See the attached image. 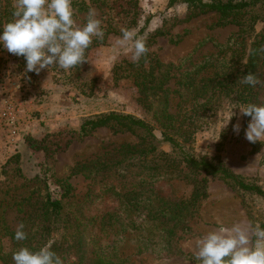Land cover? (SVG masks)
<instances>
[{"label":"rangeland","instance_id":"374dc122","mask_svg":"<svg viewBox=\"0 0 264 264\" xmlns=\"http://www.w3.org/2000/svg\"><path fill=\"white\" fill-rule=\"evenodd\" d=\"M169 1L87 0L89 9L78 11L76 7L73 18L75 26L82 27L87 22L89 10L94 9L104 33L112 29L119 32L128 29L141 39L147 37L148 32L165 28L169 33L157 37L151 50L158 52L163 61L182 65L184 69L216 53L239 31L237 25H217V14L177 23L186 16L187 7L181 3L170 7ZM11 3L15 7L17 0H11ZM145 26L146 29L142 30ZM263 31L264 20H261L247 38L248 43L256 33ZM121 34L110 32L105 41L87 50L86 61L79 69L75 67L67 72L55 65L39 74L26 72L23 57L0 48V98L12 92L22 102V117L26 122H23L18 146L5 149L0 144V219L5 222L0 223V264H3L2 257L12 248L11 232L15 233L36 204L49 195L52 198L64 195V201L71 202L66 206L67 211L74 212L78 209L76 203L82 201L86 216L96 213L104 205V186L86 178L78 168L100 156L114 153L124 145L140 142L139 137L131 132H116L109 127L99 128L88 135L79 131L85 117L109 111L131 113L151 121L138 101L135 88L126 79L115 83V66L122 60H131L132 42L127 46L116 43ZM177 70L174 73L180 72ZM9 80L19 82L21 92L12 88L9 92ZM178 81L173 78L169 84L173 89L178 88ZM81 87L84 93L80 91ZM180 99L179 93H172V111H177ZM257 105H264V66ZM242 106L247 105L222 100L216 113L205 119V124L197 129L187 145L194 154L221 162L240 180L264 190V141L251 143L245 138L251 118L243 116L236 108ZM231 111L233 115L227 123ZM236 124L240 125L238 133L233 130ZM153 125L160 149L172 152L173 146L163 141L161 129ZM26 136H29L27 142ZM149 165H128L124 174L129 179H138L152 172ZM204 178L205 194L198 199L194 215L176 229L171 249H164V243L155 244L154 249L136 257L132 264H198L195 260L196 238L222 228L230 230L234 224L248 230L250 236L256 223L264 227L263 196L237 190L219 177L203 173L196 175L198 181ZM99 179L100 176L96 178ZM173 184L172 188L166 183L165 191L174 190L187 196L193 190L191 182L176 181ZM111 202L109 200L107 204ZM70 220L67 215L65 224L69 225ZM71 231V227L56 229L54 237L64 242Z\"/></svg>","mask_w":264,"mask_h":264},{"label":"trees","instance_id":"16d2710c","mask_svg":"<svg viewBox=\"0 0 264 264\" xmlns=\"http://www.w3.org/2000/svg\"><path fill=\"white\" fill-rule=\"evenodd\" d=\"M178 3L186 5L187 14L177 23L217 14V25H237L239 31L216 53L184 69L182 65L163 61L158 52L151 50L157 37L169 33L159 28L148 32L143 39L149 51L139 63L122 60L115 66V83L126 79L135 88L139 103L153 124L161 129L163 141L169 142L173 151L160 149L154 125L142 117L118 111L85 117L79 128L83 135L109 127L116 132H131L140 142L124 145L78 168L86 178L104 186V205L96 213L86 216L82 201L76 203L78 209L74 212L67 211L66 206L71 202H65L64 195L56 198L49 195L36 204L24 223L26 240L16 241L15 233L11 232L13 245L2 257L3 264H13L12 254L21 247L35 251L45 244L51 245L63 264H132L136 257L154 249L155 244L164 243V249L169 250L174 244L176 229L194 215L198 199L205 194L202 184L206 178L196 179L200 173L219 177L237 190L264 197L262 188L240 180L221 162L194 154L187 145L205 124V119L216 113L222 100L258 104L264 66V31L256 33L250 43L247 38L255 31L256 24L264 20V0H170L169 6ZM72 6L78 7V11L89 9L87 0H72ZM14 9L11 0H0V25L13 19ZM110 32L121 33L117 29L108 30L103 40L93 38L87 50L105 41ZM76 67L79 69V65ZM176 68L180 70L178 74L174 73ZM201 72L208 74L201 75ZM248 73L260 81L255 87L240 82ZM173 78L179 79L178 88L170 86ZM82 88L80 91L84 93ZM173 92L181 98L177 111L171 110ZM27 139L29 136L26 142ZM147 163L152 170L148 175L133 180L124 174L128 165ZM176 181L191 182V194L166 192L164 185L169 183L173 188ZM109 200L112 202L107 204ZM67 215L71 217L69 225L65 224ZM0 223L5 224L3 219ZM64 227L72 228L64 241L66 244L54 237L55 230Z\"/></svg>","mask_w":264,"mask_h":264},{"label":"clouds","instance_id":"9594fccd","mask_svg":"<svg viewBox=\"0 0 264 264\" xmlns=\"http://www.w3.org/2000/svg\"><path fill=\"white\" fill-rule=\"evenodd\" d=\"M72 0H17L13 19L0 25V48L26 62V72L39 74L56 66L67 72L85 62V52L93 38L103 40L102 22L96 19L95 10H89L87 22L76 27ZM116 41L119 46L131 43V61L139 63L149 51L146 42L128 29L121 30ZM244 85L255 87L260 83L254 74L240 79ZM243 116L250 117L245 138L251 142L264 141V105L248 104L236 107ZM233 112L231 111V119ZM226 123V124H227ZM239 132L240 125H233ZM23 223L17 226L14 239H27ZM254 237V239H253ZM195 260L198 264H264V227L256 223L249 231L239 224L230 230L210 231L196 238ZM13 264H63L61 258L45 244L38 250L21 247L12 254Z\"/></svg>","mask_w":264,"mask_h":264},{"label":"built area","instance_id":"2783aa9c","mask_svg":"<svg viewBox=\"0 0 264 264\" xmlns=\"http://www.w3.org/2000/svg\"><path fill=\"white\" fill-rule=\"evenodd\" d=\"M9 92L11 89L22 90V85L14 80L7 81ZM22 117V102L8 93L0 98V144L5 149H11L20 144L21 128L26 124Z\"/></svg>","mask_w":264,"mask_h":264}]
</instances>
